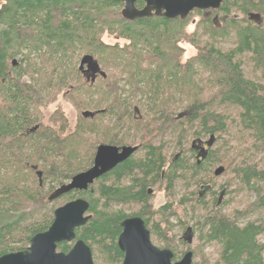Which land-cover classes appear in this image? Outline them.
<instances>
[{
	"label": "trees",
	"instance_id": "1",
	"mask_svg": "<svg viewBox=\"0 0 264 264\" xmlns=\"http://www.w3.org/2000/svg\"><path fill=\"white\" fill-rule=\"evenodd\" d=\"M2 1L5 5L0 10V257L26 251L32 237L50 228L56 207L51 204L47 210L46 198L76 174L91 168L100 145H138L139 150L97 180V189L94 184L87 192H72L56 201L65 200L66 204L74 197L89 196L90 199H84L90 203L92 218L76 230L77 240L85 241L93 255V245L101 248L111 264H122L124 259L118 239L125 219L141 217L151 236L160 232L158 225L151 226V219L160 215L161 210L150 205L151 188L158 183L163 181L165 191H171L176 182L187 180V173L192 171L195 177L207 172V168L224 164L223 156L230 157L231 165L237 164L235 172L244 186L262 188L264 169L246 164L243 156L252 151L264 153V87L244 77L235 59L236 51L197 48V54L183 62L181 41H158L167 32L159 27L183 20L155 17L130 21L121 12L124 4L114 0ZM78 2H88L87 8H94L86 11L82 7L83 14L72 13L71 5L74 8ZM137 4L143 5V1ZM203 17L207 20L211 15L203 13ZM256 17L255 22L248 18L256 29L245 31L239 52H252L256 62L264 67V15ZM105 31L127 38L130 45L121 48L104 44L101 34ZM147 38L157 39L149 41V51L141 46L147 44ZM80 47H88V55L96 57L103 67L107 63L118 67L114 68L121 75L104 67L106 78L87 83L77 68L79 58L74 62V55L71 57ZM23 49L29 53L14 64ZM44 61L52 64V71L35 81L34 74L39 75L36 71L46 65ZM27 76L32 82L25 81ZM213 85H219L217 97L221 104L240 110L239 142L245 145L238 152L241 145L228 149L222 156L213 147L203 151L193 148L196 141L204 138L208 142L212 137L224 139L231 124L225 113L215 109L216 97L210 98V102L203 99ZM60 96L80 112V120L70 131V123L61 112L46 124L39 111ZM181 111L188 114L181 116ZM171 131L179 132V149L190 136L194 137L190 149L194 155L192 167L180 150L167 161L164 138ZM188 131L193 134H187ZM156 138H160L157 144ZM138 153L143 154L137 157ZM126 181L130 183L125 185ZM197 186L201 199L213 195L214 208H223L221 198L226 196V188L216 196L214 187L203 178ZM94 190L99 194L95 201ZM40 202L45 206L40 207ZM119 206L139 209L128 215L125 210H118ZM260 206L264 207L261 192L252 208ZM169 209L171 206L164 211ZM244 214L233 218L218 211L206 222L207 239L221 246V264H264V240L260 241L264 238V221L242 225L239 220ZM74 243L59 244L58 250L68 253ZM163 248L173 251L174 261H178L174 248L168 243Z\"/></svg>",
	"mask_w": 264,
	"mask_h": 264
},
{
	"label": "rangeland",
	"instance_id": "2",
	"mask_svg": "<svg viewBox=\"0 0 264 264\" xmlns=\"http://www.w3.org/2000/svg\"><path fill=\"white\" fill-rule=\"evenodd\" d=\"M87 3L88 2H78L74 5V8H72L71 5V9L73 10H71V12L83 14L84 9L87 11L90 10L89 8H94V6L87 8ZM3 5H5V1L0 2V10ZM82 7H84V9H82ZM223 7L226 9L222 10ZM222 8L219 11H216L211 17L207 18V20L203 17L202 12L198 13L199 11H195L183 22L170 23L166 28L164 26L159 27L161 30L166 29L167 32L161 34L158 41H175L176 39L181 41L179 47L183 52V62H186L195 56L199 48L214 47L216 50H220L224 53L236 51L235 59L236 62L241 65L244 77L264 87V67L256 62L255 56L252 52L247 50L239 52L240 49H243L241 41L245 31L251 32L256 29V25L248 21V14L250 12H255L264 15V0H225ZM77 9H80L81 11H77ZM216 18L217 21L214 22V19ZM177 30H179V33L175 32ZM177 34L179 36H177ZM101 39L102 42L108 46H119L121 48L126 47L131 43L127 38L122 37L117 33L111 34L107 31L101 34ZM146 41H148L147 44L143 43L141 46L149 51L151 46L149 41H157V39L152 38L149 40V38H147ZM87 49L88 47L83 49L80 47L78 48L77 53H72L71 55V57L74 55V62L79 58V61L77 62L78 69L81 59L89 53ZM28 53L29 51L23 49L16 60L17 64L23 59L24 55H27ZM146 57V64H148L149 56L146 55ZM44 62L46 65L39 67L38 71H36L39 72V75L37 73L34 74L35 81H37V79L39 81L41 79L40 76H43V74L49 75V72L52 71V64L47 63L46 61ZM104 67H109L110 71H115L121 75L120 70H116V68H118L116 66H114L116 67L114 68L107 63ZM104 67L102 66V69L106 71ZM119 69H121V67H119ZM29 76L25 77V81H28V83L32 82ZM208 90L209 93H205L206 96L203 99L210 102V98L216 97L218 102L214 105L215 109L225 113L229 118L228 121L231 123L228 131L224 134V139L217 140L214 138L213 143L210 145V147L214 148V151H218L217 153L222 156L226 155V150H234L235 147L238 148V146L241 145L239 137L241 135L240 129L242 127L238 124L240 122V110L235 106H228L220 103L221 101L219 97H217L218 92L220 91L219 85H213L212 88H208ZM188 103L189 101L186 102V104ZM39 111L46 124L50 121L53 115H56L57 112H61L70 123L69 131L71 128H75L77 121L80 120V112L71 104V102L66 100V98L64 99L62 96L46 106H41ZM181 112V115L188 114L187 112ZM176 133L179 132L171 131L167 134L168 136L164 138L166 143L164 155H167V161L168 159L171 161L173 156L176 155L179 150L183 151L186 160L189 161L188 163L192 167L194 164V160H192L194 155L191 153L190 149L192 147V142L195 139L192 136L188 138L189 140L186 138L187 140L184 143L183 148L179 149L177 145L178 134L176 135ZM247 133H250L251 135V132ZM187 134L190 135L193 134V132L188 131ZM155 141H157L155 142L157 144L160 141V138H156ZM249 141L252 143L253 139H250ZM202 143L201 147L206 149L203 145L209 143L208 138L202 139ZM243 148H245V145L244 147L242 146L239 148L237 152ZM230 153H232V151ZM142 154L143 153H138L137 157H141ZM222 158L224 159V164L216 165L211 169L207 168V172L199 175L195 174L196 178L192 175V171L187 173V180L176 182L177 184L171 191H165V183L163 184V181L151 188L150 195L152 199L150 200V205H152L155 210H161L160 215L159 213L155 214L151 219V226L155 227L158 225L161 229L160 232L156 231L157 233L151 236L152 242L161 249H164L163 247H166L168 243L171 248H174L178 252V260H180L187 251H192L194 253V264H221L220 244L209 242L206 236L208 233L206 222L218 211H222V213L233 218H237L236 216H239V213L245 212L239 220L242 225H245L248 222L264 221V207L260 206L252 208V206L257 203L259 193L261 192L262 195H264V183H262V188L260 189H250L249 187L244 186L240 179L241 177L235 172L238 167L237 164L231 165L230 157L225 158L222 156ZM243 159H246L245 163L248 165H257L260 169H264L263 152H249L243 156ZM219 166L224 167L225 172L221 176L215 177L214 171ZM200 178H203L205 182L214 187V193L216 196H219L223 191V188H226L227 192L226 196H223L225 199H223L224 205L221 210H216L214 208V205L211 202L213 195L211 198H207L208 200L199 197V186H197V182H200ZM129 183V181L124 182L125 185H128ZM95 188H98V184L94 185V189ZM91 191H93V189H91ZM94 191H96V193H94L95 199L93 198L95 201L98 199L97 196L99 194L97 190ZM80 197L81 196L74 197L73 200ZM48 198L49 196L46 198L47 202H49ZM84 198L90 199L88 195ZM200 199L202 201H199ZM65 202V200L60 202H49L47 210H50L51 204L57 209L65 205ZM42 204L43 202L38 203L40 207L45 206V204ZM167 206H171V209L166 213L164 208ZM120 208L125 210L128 215H132V213H135L139 209L137 206L117 207L118 210ZM170 212H173V214H170ZM38 215L39 218L43 217L41 216L42 214ZM190 227L195 229L194 232H192V230L189 231ZM186 231L188 232V235H186ZM163 237L168 241L162 240ZM263 240L264 238H260V241ZM93 246L95 264H111L105 254L106 252L103 253L101 248L95 245Z\"/></svg>",
	"mask_w": 264,
	"mask_h": 264
},
{
	"label": "water",
	"instance_id": "3",
	"mask_svg": "<svg viewBox=\"0 0 264 264\" xmlns=\"http://www.w3.org/2000/svg\"><path fill=\"white\" fill-rule=\"evenodd\" d=\"M114 1L125 5L122 14L130 21L150 17L154 11L157 16L185 19L195 9H216L222 2V0H142L146 6L139 10L136 7L139 0ZM86 64L94 72L99 70V64L91 55L82 59L80 68L83 69ZM213 140L214 137L209 142V146ZM138 150V146L100 145L92 167L76 174L69 183L57 188L49 196V202H54L72 192L89 191L97 180L132 158ZM224 172V167L217 168L215 177L221 176ZM89 210L90 203L84 198H78L57 208L53 223L47 231L32 237L26 251L1 256L0 264H95L91 247L85 241L77 240L76 235V230L91 220ZM121 227L118 247L124 254L122 264H193L194 262L192 251H188L180 260L174 261L173 251L157 247L152 242L151 232L141 217H129L121 223ZM65 242H75L68 253L58 250L59 244Z\"/></svg>",
	"mask_w": 264,
	"mask_h": 264
},
{
	"label": "flooded vegetation",
	"instance_id": "4",
	"mask_svg": "<svg viewBox=\"0 0 264 264\" xmlns=\"http://www.w3.org/2000/svg\"><path fill=\"white\" fill-rule=\"evenodd\" d=\"M142 1V0H141ZM224 2H225V0H222V2H221V4H220V6L218 7V8H216V9H213V8H210V9H195V10H193L191 13H193V12H195V11H199V12H202V13H204V14H210L211 16L216 12V11H219L221 8H222V6H223V4H224ZM125 6V5H124ZM145 6H146V3L143 1V5L141 4V5H139L138 6V4L136 3V7H137V9H139V10H142V9H144L145 8ZM124 8V7H123ZM123 11V10H122ZM165 11H163V13H164ZM190 13V14H191ZM189 14V15H190ZM250 15H249V19H253V21L255 22L256 20H257V18H256V14L258 15V14H260V13H255V12H251V13H249ZM189 15H188V17H189ZM159 18V19H168V20H177V19H180V20H186L187 18H185V19H182V18H180V17H177V18H166V17H164V16H157L156 15V12L154 11L153 12V14L150 16V17H147V18ZM140 19H143V18H140ZM137 20V19H136ZM215 20V22L217 21V18L216 19H214ZM85 57V56H84ZM83 57V58H84ZM82 58V59H83ZM94 58V60L99 64V70H97L96 72H94V70L93 69H89V67H88V65L86 64L85 66H84V68L83 69H81L80 67H81V62H82V59H81V62H80V66H79V71L81 72V74H82V76H83V78L85 79V81L87 82V83H89L90 85L91 84H94V83H96L100 78H106V72H105V70H103L102 69V67H101V65H100V63L98 62V60L95 58V57H93ZM203 143H202V141H196L194 144H193V148H195V147H198L199 149H202V150H207V149H209V148H211L210 146H209V143H206L205 145H203L206 149H203L202 147H201V145H202ZM138 146V145H137ZM208 146V147H207ZM122 147V146H121ZM139 147V146H138ZM134 156V155H133ZM219 168V167H218ZM214 176H215V174H214ZM222 193H224V191H222ZM223 196H222V198H221V202H223ZM220 202V203H221ZM123 262V261H122Z\"/></svg>",
	"mask_w": 264,
	"mask_h": 264
},
{
	"label": "bare ground",
	"instance_id": "5",
	"mask_svg": "<svg viewBox=\"0 0 264 264\" xmlns=\"http://www.w3.org/2000/svg\"><path fill=\"white\" fill-rule=\"evenodd\" d=\"M16 63V61H14V64ZM97 151V150H96Z\"/></svg>",
	"mask_w": 264,
	"mask_h": 264
}]
</instances>
